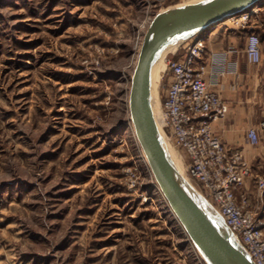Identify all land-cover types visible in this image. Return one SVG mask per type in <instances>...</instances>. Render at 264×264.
Segmentation results:
<instances>
[{
    "label": "rangeland",
    "instance_id": "374dc122",
    "mask_svg": "<svg viewBox=\"0 0 264 264\" xmlns=\"http://www.w3.org/2000/svg\"><path fill=\"white\" fill-rule=\"evenodd\" d=\"M155 4L0 0V264H205L128 126L138 30ZM181 47L152 68L153 112L161 58Z\"/></svg>",
    "mask_w": 264,
    "mask_h": 264
},
{
    "label": "built area",
    "instance_id": "2783aa9c",
    "mask_svg": "<svg viewBox=\"0 0 264 264\" xmlns=\"http://www.w3.org/2000/svg\"><path fill=\"white\" fill-rule=\"evenodd\" d=\"M166 1L157 0L155 10H164L161 5ZM262 6L264 0L249 12L232 17L231 29L248 30L258 14L254 10ZM152 19L147 15L138 30L140 45ZM261 26L264 28V24ZM210 30L183 43L180 55L164 58L165 82L157 126L166 141L185 153L184 175L200 184L204 199L222 217L253 263L264 264V176L255 177L256 195L251 198L244 190L251 176L250 166L241 151H230L213 131V126L226 118L229 107L212 86L232 72L216 59L206 65ZM245 55L251 65L261 62V39L253 31L248 34ZM247 137L251 145L259 143L257 129H249Z\"/></svg>",
    "mask_w": 264,
    "mask_h": 264
},
{
    "label": "water",
    "instance_id": "95a60500",
    "mask_svg": "<svg viewBox=\"0 0 264 264\" xmlns=\"http://www.w3.org/2000/svg\"><path fill=\"white\" fill-rule=\"evenodd\" d=\"M261 1L183 0L158 12L144 34L130 81L128 116L134 139L166 204L205 264L254 263L222 217L186 178L183 167L171 158L154 118L152 68L171 44L180 46L234 16L249 12Z\"/></svg>",
    "mask_w": 264,
    "mask_h": 264
},
{
    "label": "crops",
    "instance_id": "0c3cea01",
    "mask_svg": "<svg viewBox=\"0 0 264 264\" xmlns=\"http://www.w3.org/2000/svg\"><path fill=\"white\" fill-rule=\"evenodd\" d=\"M259 9L261 20L251 22L248 30H232L231 24L224 22L210 28L204 56L206 65L210 66L216 59L232 72L212 86L229 107L226 118L215 124L213 131L230 151H241L250 166L251 176L246 179L244 190L251 196L256 195L255 177L264 173V28L261 26L264 6ZM250 31L261 39L262 56L258 65L249 64L245 55ZM251 128L258 131L257 145L248 141L247 132Z\"/></svg>",
    "mask_w": 264,
    "mask_h": 264
},
{
    "label": "bare ground",
    "instance_id": "6f19581e",
    "mask_svg": "<svg viewBox=\"0 0 264 264\" xmlns=\"http://www.w3.org/2000/svg\"><path fill=\"white\" fill-rule=\"evenodd\" d=\"M259 8H257V9H255L254 10V13H258L259 12ZM232 21V19H229V20H227V21H225L224 22V24H227V23H230ZM179 47V44L178 43H175V44H171L169 47H167L166 48V50L165 51H176V49ZM164 58L162 57L161 58V61H160V65H161V63H162V60H163ZM160 70H155L154 72H155V77H157V73L159 72ZM151 89H152V87H151ZM152 95H153V93H152ZM155 113H154V118H155V121H156V123H158V122H160V115L158 114V111H154ZM128 126H129V128H130V130H131V133L133 134V131H134V129H133V126H132V123L130 122V120H129V116H128ZM161 132V131H160ZM162 134V133H161ZM165 139V138H164ZM165 141H166V139H165ZM135 143H136V145H137V148H138V151H139V154H140V156H141V158H142V161L144 162V164L146 165V167H147V169H148V172H149V174H150V176L153 178V176H152V174H151V171H150V169H149V166H148V163H147V160H146V158H145V156H144V154H143V152H142V150H141V148H140V146H139V144H138V142L135 140ZM154 179V178H153ZM155 181V180H154ZM156 183V182H155ZM158 188V187H157ZM158 190L160 191V189L158 188ZM160 193H161V191H160ZM162 195V194H161ZM173 215V214H172ZM173 217H174V215H173ZM174 219L175 220H177L175 217H174Z\"/></svg>",
    "mask_w": 264,
    "mask_h": 264
}]
</instances>
